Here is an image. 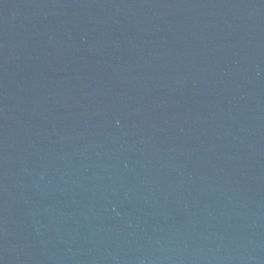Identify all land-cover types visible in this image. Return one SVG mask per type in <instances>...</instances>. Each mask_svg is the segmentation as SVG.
Wrapping results in <instances>:
<instances>
[{"label": "water", "instance_id": "95a60500", "mask_svg": "<svg viewBox=\"0 0 264 264\" xmlns=\"http://www.w3.org/2000/svg\"><path fill=\"white\" fill-rule=\"evenodd\" d=\"M0 264H264V0H0Z\"/></svg>", "mask_w": 264, "mask_h": 264}]
</instances>
